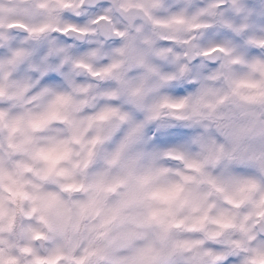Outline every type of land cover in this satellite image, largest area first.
Masks as SVG:
<instances>
[{"label": "clouds", "instance_id": "obj_1", "mask_svg": "<svg viewBox=\"0 0 264 264\" xmlns=\"http://www.w3.org/2000/svg\"><path fill=\"white\" fill-rule=\"evenodd\" d=\"M0 264H264V0H0Z\"/></svg>", "mask_w": 264, "mask_h": 264}]
</instances>
